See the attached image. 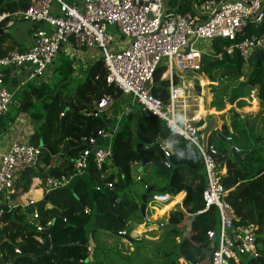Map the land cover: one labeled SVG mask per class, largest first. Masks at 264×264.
<instances>
[{
  "label": "built area",
  "instance_id": "1",
  "mask_svg": "<svg viewBox=\"0 0 264 264\" xmlns=\"http://www.w3.org/2000/svg\"><path fill=\"white\" fill-rule=\"evenodd\" d=\"M180 4L189 9L178 11ZM15 19L35 25L33 42L25 50L12 48L0 58V119L8 112L13 100V93L4 84L6 69H26L27 80L44 78L63 47L97 49L106 73V86L111 85L121 94L129 95L141 112L161 120L172 134L182 137L200 156L206 180L202 192L203 211L214 207L218 216L216 230L208 231L206 235L210 247L209 264H238L243 256L262 257L264 263L257 242L258 226L239 223L235 210L226 200L229 189L222 183L225 168L216 161L218 150L213 143L203 140L200 126L194 123L203 120L205 115H193L196 112L193 108L198 111L199 104L192 99L194 94L189 89L192 85L173 81L180 72L200 71L203 57L222 60L225 55L232 58L237 53L242 61V71L246 70L252 54L264 49V27L261 32L249 31L264 24V0H205L201 3L191 0L184 4L181 0H80L78 3L31 0L26 9L1 12L0 30L12 26ZM112 26L126 41L124 45H119L111 33ZM203 39L212 42L210 52L195 47L196 42ZM161 67L164 70L160 79L168 81L167 93L156 96L151 92L153 76ZM252 91L254 94L256 90ZM251 99L254 96L251 95ZM110 100L109 95L102 96L92 114L104 113ZM111 129L82 135L80 142L86 147L72 159L78 174L85 172L90 163L94 165L97 191L102 187L115 190L116 170L112 169L115 129ZM157 146L163 154L162 164L169 167V143L161 141ZM234 148L238 153L239 150ZM42 153V147L19 137L0 150V217L5 205L11 207L9 199L16 192L15 184L20 175L34 167ZM110 175L114 177L112 181L107 180ZM69 182L68 176H46L42 181L43 196ZM170 198L161 192L152 193L147 207L156 211ZM83 212L93 214L89 207H84ZM35 218L34 213L29 222L33 223ZM163 225L161 221L160 226ZM37 229L43 230L38 226ZM118 234L124 236L125 231ZM86 245L90 256L92 246ZM177 263L191 264L182 257Z\"/></svg>",
  "mask_w": 264,
  "mask_h": 264
},
{
  "label": "trees",
  "instance_id": "2",
  "mask_svg": "<svg viewBox=\"0 0 264 264\" xmlns=\"http://www.w3.org/2000/svg\"><path fill=\"white\" fill-rule=\"evenodd\" d=\"M0 0V13L13 12L29 7L31 0H13L5 2ZM201 3L205 0H196ZM186 5L178 7V11L188 10ZM261 28L249 31H262ZM0 35V58L10 49L3 47L4 35ZM217 49V45H214ZM252 73L249 75L247 86L255 88V98L244 107L245 112L256 111L257 105L264 112V49L252 54L249 60ZM62 78L58 85L64 87L71 74L70 67L62 66ZM164 68H158L153 76L151 92L156 96L167 93L168 81L160 77ZM201 73L211 82L220 74V79L239 78L242 71V61L238 54L222 60L202 58ZM105 69L100 60L90 68L84 81L76 85L73 95L67 96L63 90H50L46 83L34 87L31 98L23 104L17 105V109L28 113L32 119H43L39 130L30 137L29 143L43 148V161L50 163L51 155L63 154L66 159L68 176L73 175L68 185L48 194V200L28 204L26 207L8 208L4 206V213L0 217V264H102L87 260L89 254L87 245L81 244L85 238V226L90 223V214L83 212L84 207L98 209L96 224L105 227L108 231L119 233L125 230L129 216L137 207L127 199H119V191L124 193L132 184L131 166L141 162L140 156L152 159V152L156 151L163 158L157 143L167 141L171 147L169 158L170 166L165 167L161 162L155 167L156 173L166 179L165 192L172 196L184 191L182 201L185 213L181 209L172 210L169 213L167 226L170 233L179 236V226L189 216L190 233L182 238L176 245L172 255L176 262L179 257L191 264H201L209 257L210 247L206 239L208 231L216 230L218 216L216 208L211 207L206 211L202 200L206 180L203 173V165L195 148L189 145L182 137L172 134L164 123L152 115H145L136 105L127 110L120 125L116 128L112 139V154L116 159L115 190L109 191L102 187L95 190L97 184V172L90 163L87 170L78 174L73 168L72 159L86 146L80 139L84 132L95 135L98 130H110L111 120L107 118V112L98 116L92 114L93 108L99 99L105 94L112 100L121 96V92L113 86L105 84ZM203 77L206 86L207 78ZM177 77L173 81L177 82ZM216 88V87H215ZM105 91L107 93H105ZM203 100L210 113L216 114L213 108L208 107L209 94L204 88ZM244 95V94H243ZM245 96V95H244ZM242 96V98H244ZM211 107L221 111L225 108V100L228 98L227 89L219 87L212 91ZM242 102L239 99L238 102ZM204 103V102H203ZM240 105L239 107H242ZM40 108V111L33 109ZM67 107V108H66ZM206 112V109L204 108ZM203 132V129H201ZM224 137H228L224 126L218 131ZM216 131L210 133L208 142L212 143L217 138ZM261 139V137H258ZM100 143V140L98 141ZM216 146L218 154L217 163L225 168L222 183L229 189L226 200L233 207L240 224L254 223L258 226L257 242L259 251L264 255V172L255 176V172L264 165V156L254 158L252 151L236 153V157L230 154V149L220 142ZM257 164V169L248 167L251 163ZM60 177L53 170L46 172L33 167L23 172L15 184L18 194L29 190L32 178L43 180L46 176ZM110 175L107 180H113ZM177 197H180L179 195ZM108 199L113 203L114 214L109 210ZM36 214L33 223L28 218ZM37 226L43 230H38ZM83 227V229H81ZM73 244V245H67ZM55 246V248H53ZM18 249L19 252L16 251ZM241 257L238 264H264L262 257ZM209 259V258H208ZM234 264V263H230Z\"/></svg>",
  "mask_w": 264,
  "mask_h": 264
},
{
  "label": "crops",
  "instance_id": "3",
  "mask_svg": "<svg viewBox=\"0 0 264 264\" xmlns=\"http://www.w3.org/2000/svg\"><path fill=\"white\" fill-rule=\"evenodd\" d=\"M65 1H67L68 3H78L80 0H65ZM190 1L191 0H181V2L183 4L188 3ZM34 28H35V25L33 23H30V22H27V21H24L21 19H19V20L15 19L12 26H10L9 28H4L3 30H0V35L1 34L4 35L3 47L9 46L10 49L20 48L21 50H25L26 48L30 47L32 45V42H33L32 34H33ZM11 29H13V32H10ZM116 38L118 40V37H116ZM99 56H100V54H99L97 49L76 50L69 45V46L63 47L62 50H60L55 61L53 62L52 67L46 73L44 78H36L33 80H27V70L26 69H14V68L6 69L5 70L6 76L4 79V84H5L6 88L9 89L13 93V100L9 106L8 112L5 114V116H3L0 119V150L6 149V147L8 146V143L16 137H19L20 140L29 143L30 137L33 135V133L35 131L39 130V127H40L43 119L34 120L31 118V116L28 113L20 111L17 109V105L19 106V105L23 104L29 98H31L32 101L35 100V96L32 93V90L34 87H38V86L42 85L43 83H46L47 86L50 88V90H52L53 88H55V91H57L58 89L59 90L62 89L63 92L66 93L67 96H71L75 92L76 85L85 80L86 74L89 72L90 68L95 64L96 61L100 60ZM66 65H67V67H70L71 74H70V77L67 79L68 82H65L64 83L65 85L63 87L62 85L61 86L58 85V82H60V80L62 78V74H61L62 73V70H61L62 66H66ZM199 73L201 74L200 71H199ZM176 77H177V79L181 78V77L183 78V76H181V75L176 76ZM72 80L74 81L73 84H72ZM228 90H229L227 92L228 98L225 100V103L227 104L226 108H224L221 111H218V110H215L214 107H209V108H213L215 110V112H217V114L210 113L207 110L205 99H204V106L202 105V98L201 97H199V99L197 100V102L199 104V110L196 113L197 117L207 115V114L214 115L217 119V130H216L217 132L220 131L223 126H224V128L227 129L228 133H231L233 130L235 131L237 129L241 130V127L239 128L237 126L239 120L245 121V123H246L247 117L249 115H251V113L260 112L261 116H262V113H264L262 111L260 105L257 107L256 111L245 112L244 107L247 106V104H244L242 107L237 106V103H239L238 100L239 99L243 100V98H238V99L234 100L233 104H229L228 100L231 96H233V94H231L230 88ZM241 94H242V92H241ZM125 96H129V95L121 94V96L118 98H123ZM242 96H244V95L242 94ZM244 97L246 98V96H244ZM113 101L114 100H112V99L110 100L109 105L105 109V112H107V118L111 120V123H112V125H111L112 129L111 130H114V129L116 130V128L120 125L121 120L120 121L119 120H112L114 118V116L113 115L111 116L110 114H111V111H112V108L114 105ZM132 103L135 104L133 102V100H132ZM208 105H209V103H208ZM204 108L206 109L205 113L202 112L204 110ZM127 110H129V108L126 109V111ZM38 111H40L39 107H38ZM219 115L222 116L221 119H219V117H218ZM262 117L264 118V116H262ZM200 122H201V124L199 126L201 129H203V132H204L206 121H204V119H203ZM242 129H244V128H242ZM263 131L264 130H262V132ZM203 132H202V134H203ZM262 134H264V133H261V135L259 134L261 139L258 138L259 144H261V145L258 146L256 144V142L254 140H252L253 147L250 148L249 150L245 151V152L239 145L233 144V146L239 150V153L241 151L243 153L252 151V153L254 154L255 157L264 156V145H263L264 144V138H263ZM228 137L229 138L231 137L230 134H228ZM207 140H208V137H207ZM231 141H232V138H231ZM162 142H164V141H162ZM152 155H153L152 159H150V158H147V159H150L152 162L157 163V165L159 162H161V163L163 162V158H160L156 151L152 152ZM42 159H43V156L42 157L40 156L38 161L36 162V164L33 167L34 169L42 170L44 172H46L48 170H53L55 172V174H59L60 176H68V174L66 172V168H67L66 159H68V158L65 157L63 154L51 155V158H50L51 160H50L49 164H45ZM150 164L154 168L157 166V165H154L152 163H150ZM248 167L250 169L256 170L257 164L254 162V163L249 164ZM139 168H142V171H143L142 162L134 163L131 166V177H132V180L138 179L139 182L142 183L143 178L140 176L141 173H139V174L136 173L135 177H133V175H132V172L134 171V169L138 170ZM116 173H117V171H116ZM133 174H135V172ZM154 176H155L154 180L157 182H160L159 185H155L154 183H147V182L146 183L148 185L155 186L159 189H164L163 192H161V193L168 194L171 198H170L169 202L163 203L160 206L161 208H159L156 211L153 210V212L149 216L146 215V213H145V217H143L141 215L138 207L134 212H132V214L129 216L127 224L125 226V230H124L125 235L124 236L120 235L122 241L125 244V249H127V251H129V252L132 250V245L134 243L133 242L134 239H132L133 237L138 238V237L144 235L146 237L148 236L149 239H151V240H154V241L158 240L159 239L158 231H157V227L155 226V224H158L159 227L167 226L166 225L167 223L165 224V220L168 219L169 213L172 210H176V207H178L179 209H181L185 213V210H184L183 205H182V201L186 195L185 192L182 191L175 196L170 195L169 193L165 192L166 179L163 178L162 176L158 175L156 173V170H155ZM68 177H70V180H71L73 178V175H70ZM40 182H41L40 178H32V182H31V186H30L29 190H27V192L23 193V195L19 196V197L24 199V197H26L32 193L33 188L35 186H39L40 188L36 189L37 191H35L37 193L36 196L38 198L35 196L34 200H35V202H39L40 200H42L45 195L43 196L42 189H41L42 185L39 184ZM143 192H144L143 190L141 191V190H137L135 188H129V189L126 188V191L124 193V197L123 198L120 197L123 195L119 194V199L120 200L127 199V200L135 201L136 199L133 197L132 193L142 194ZM16 193H17V191L15 192V194ZM153 193H157V191H155ZM14 195H12L10 197L9 201L13 200ZM178 195L180 197H177ZM139 204L140 203L138 201L137 205L139 206ZM146 208H147V206H146ZM92 211H93L92 212L93 214L91 215L90 223L94 222V224L98 227V229H101L103 231H104V229L106 230L105 227L98 226L96 224V218L98 217V214H99L98 209L93 207ZM139 217H142L141 221L138 220ZM186 218H188V221H185V219H184L183 222L181 223V225L179 226L180 233H181V229L183 228L184 224L187 222L189 224V222H190L188 215ZM161 221L164 223L163 226H160ZM129 227L132 228L130 230V232L128 231ZM133 228H135V229H133ZM107 232H109V231H107ZM128 232L132 233V235H129ZM189 233H190V224L188 225V229L185 233L179 234L178 237L174 236V235H173L174 237L173 236L171 237L174 241V243L171 244V247L173 245L174 249H175L176 245L179 243V241L182 238L187 237L189 235ZM170 235H171V233H170ZM85 237L87 238L86 244L92 246V251H93L94 245L91 243V241H89L87 236H85ZM166 243H167V241H166ZM87 258H88V260L93 259L94 254L88 256ZM207 260H208V258H206L205 261H203L201 264H205V262ZM91 261H93V260H91ZM208 264H209V261H208Z\"/></svg>",
  "mask_w": 264,
  "mask_h": 264
},
{
  "label": "rangeland",
  "instance_id": "4",
  "mask_svg": "<svg viewBox=\"0 0 264 264\" xmlns=\"http://www.w3.org/2000/svg\"><path fill=\"white\" fill-rule=\"evenodd\" d=\"M252 29L255 30L254 28ZM10 32H13V29H11ZM111 33L115 37H118L117 42H119V45L121 46L124 45L126 41H124L123 39L119 37L120 35L117 32V29L115 26L111 27ZM211 43L212 42L210 40L203 39V40L197 41L195 47L200 50H203L204 52H210L213 48ZM243 71L244 73L242 74V77H239V78L220 79L219 77L220 74H217L216 75L217 78L213 82H211L207 77H205L204 74L202 73L200 74L199 71H185V72H180V74H178V75L183 76V78L182 77L178 78L177 82L179 84H184L186 86L192 85L191 86L192 88L189 87V89L191 90V93L194 94L192 97V99H194V103H196L195 100H198L199 97H202L203 106H204L203 92H204V88H206L210 96L209 101H208L209 103L208 107H211V102L213 99L212 91H214L215 89L219 87L226 88L227 92L229 91L228 89L230 88L231 94H233V96L235 95L236 97L239 95V93L242 92V94L246 96V99L243 100L242 102L237 103V106L239 107L240 105L250 104V102L252 101L251 95L252 97L254 96V99H256L255 98L256 92L252 94L253 91L251 90L250 86L246 85L247 83H249V75L252 73L251 65H248L247 69ZM203 77L207 78L209 81V84L207 86H206L205 80H203ZM73 83L74 81L72 80V84ZM252 89L254 90L255 88H252ZM113 102H114V105H113V108L110 114L111 116L112 115L114 116L112 120L122 121V119L125 116L126 109L129 108L130 110L131 108L134 107V105L138 107L137 109H140L138 104L132 103V99L130 98V96H125L123 98H117ZM226 106L227 104L225 105V108ZM258 106L259 105H257V107ZM193 109L196 111L195 113L198 112L196 107ZM33 110L38 111V108L33 109ZM202 112L205 113L204 110ZM195 113L193 115H196ZM218 117L219 119L222 118L221 115H219ZM246 121L247 122L245 123V121L239 120L237 126L239 128L241 127V130L237 129L235 131L233 130L231 133H228L231 136L230 139L232 138V143L234 145H239L244 150V152L253 147L252 140H254L258 146L261 145L259 144L258 137H259V134L261 135V133H264V131L262 132V130H264V118L260 115V112L251 113V115L247 117ZM194 123L196 125L201 124L200 121H195ZM216 130L211 131V133L213 132L214 134ZM216 133H217L216 134L217 138H214L212 143L215 146H220L219 141L220 142L222 141L218 137L219 133L217 131ZM262 136L264 138V134H262ZM225 146L230 149V153H231L230 146L227 144H225ZM254 158L256 157L254 156ZM142 166H143V171L141 170L142 172L139 171L140 168L138 170L134 169V171L132 172L133 177L136 176V173L138 174L141 173L140 176L143 178V181L147 183H154L155 185H159L160 182H157L154 180L155 168L151 164H145ZM112 169L113 171L116 170V168H112ZM134 172L135 174H133ZM42 181L43 180H41L39 184L42 185ZM39 188H40L39 186H35L33 188L32 193L24 197V199L19 197V196H22L23 194H18L19 191L17 189V193L14 195L13 200H11L8 204L12 208H15V207H26L31 202L36 203L34 200L35 199L34 197L36 196L37 193L35 191H37L36 189H39ZM127 188L128 189L135 188L137 190L145 191L143 183L139 182L138 179L132 180V184H130ZM119 194H123V192L120 190ZM151 194H150V197H151ZM152 212L153 210L150 207H147L145 210V213L148 216ZM28 220L30 219L28 218ZM138 220L141 221L142 217H139ZM185 221H188V218H185ZM93 225H94V222L87 223L85 226V231H84L85 236H87L89 241H91V243L94 245L93 246L94 252L91 251V255L94 254V258L91 259L93 261H96L102 264H174L176 262L175 256L172 255L175 249L173 245L171 247V244H173L174 241L171 238L173 235L172 234L170 235L171 228L169 226L159 227L158 224H155V226L157 227L158 237H159V239L155 241L149 239L148 236L146 237L144 235L138 238L133 237L132 239H134L133 240L134 243L132 245V250L129 252L127 251V249H125V244L122 241L120 235H118L114 231L105 232L96 227L95 229H93ZM188 225H189L188 222L184 224L183 228L181 229L180 234L185 233L187 231ZM217 226H218V222H217ZM131 229L132 228L129 227L128 231L130 232ZM129 232L128 234L132 235V233H129ZM205 264H208V260L205 262Z\"/></svg>",
  "mask_w": 264,
  "mask_h": 264
},
{
  "label": "water",
  "instance_id": "5",
  "mask_svg": "<svg viewBox=\"0 0 264 264\" xmlns=\"http://www.w3.org/2000/svg\"><path fill=\"white\" fill-rule=\"evenodd\" d=\"M13 0H6L5 2H11ZM105 93H107L105 91ZM242 97V94L239 93V95L236 97V96H231L228 100V103L229 104H233L234 100H236L237 98H241ZM205 121H206V125H205V128H204V132H203V140L205 141L208 137V135L211 133V131H214L217 129V119L214 115H211V114H208L205 116ZM86 134V132H84L82 135L84 136ZM218 137L219 139L224 143V144H227L230 146L231 148V155L233 156V158L236 157V151H235V148L233 146V143L231 141V139L229 137H224L223 135H221L220 133L218 134ZM141 158V162H142V165H145V164H154V165H157V163L155 162H152L150 159H147L146 157L144 156H140ZM112 161H113V166L114 168H118V165H117V162H116V159L115 157L113 156L112 157ZM158 166V165H157ZM142 168L139 169V171H141ZM264 172V165L261 169H259L257 172H255V176H258L260 174H262ZM144 187H145V191L142 193V194H139V193H132L133 197L136 199L135 201H132V200H128L131 204L135 205L136 207L139 208L140 210V213L143 217H145V210H146V206H147V200L149 199L150 197V194L152 192H163L164 189H159L155 186H151V185H148L145 181H142ZM44 201H47L48 200V194L45 195L43 197ZM139 201V206L137 205V202ZM108 203H109V210L111 213H114V210H113V203L111 201V199H108ZM176 209H178V207H176ZM98 228L95 224L93 225V229L94 228ZM81 229H83V227H81ZM104 231H108V230H105ZM119 235V234H118ZM81 244H86L87 243V238H83L82 241L80 242ZM67 245H73V244H67ZM53 248H55V246H53Z\"/></svg>",
  "mask_w": 264,
  "mask_h": 264
},
{
  "label": "clouds",
  "instance_id": "6",
  "mask_svg": "<svg viewBox=\"0 0 264 264\" xmlns=\"http://www.w3.org/2000/svg\"><path fill=\"white\" fill-rule=\"evenodd\" d=\"M242 98V97H241ZM238 99V98H237ZM204 119H205V117H204ZM235 153H237V152H235ZM239 153V152H238Z\"/></svg>",
  "mask_w": 264,
  "mask_h": 264
},
{
  "label": "bare ground",
  "instance_id": "7",
  "mask_svg": "<svg viewBox=\"0 0 264 264\" xmlns=\"http://www.w3.org/2000/svg\"><path fill=\"white\" fill-rule=\"evenodd\" d=\"M201 100V99H200Z\"/></svg>",
  "mask_w": 264,
  "mask_h": 264
}]
</instances>
